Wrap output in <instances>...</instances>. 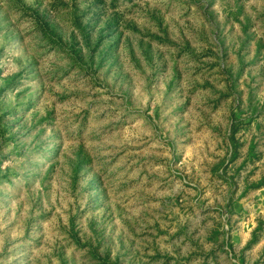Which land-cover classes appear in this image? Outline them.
Here are the masks:
<instances>
[{"label": "rangeland", "instance_id": "obj_1", "mask_svg": "<svg viewBox=\"0 0 264 264\" xmlns=\"http://www.w3.org/2000/svg\"><path fill=\"white\" fill-rule=\"evenodd\" d=\"M0 264H264V0H0Z\"/></svg>", "mask_w": 264, "mask_h": 264}, {"label": "crops", "instance_id": "obj_2", "mask_svg": "<svg viewBox=\"0 0 264 264\" xmlns=\"http://www.w3.org/2000/svg\"><path fill=\"white\" fill-rule=\"evenodd\" d=\"M258 190H262V189H258ZM256 193L258 194V191Z\"/></svg>", "mask_w": 264, "mask_h": 264}]
</instances>
